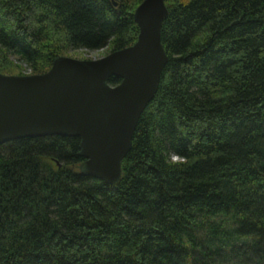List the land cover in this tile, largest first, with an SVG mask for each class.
<instances>
[{
  "label": "trees",
  "instance_id": "obj_1",
  "mask_svg": "<svg viewBox=\"0 0 264 264\" xmlns=\"http://www.w3.org/2000/svg\"><path fill=\"white\" fill-rule=\"evenodd\" d=\"M142 1L0 0V57L43 74L126 48ZM165 1L169 60L117 184L83 174L78 137L0 146V264H264V0Z\"/></svg>",
  "mask_w": 264,
  "mask_h": 264
},
{
  "label": "water",
  "instance_id": "obj_2",
  "mask_svg": "<svg viewBox=\"0 0 264 264\" xmlns=\"http://www.w3.org/2000/svg\"><path fill=\"white\" fill-rule=\"evenodd\" d=\"M165 0L134 12L137 41L96 60L57 57L43 74L0 73V146L26 137H78L83 174L115 185L144 111L159 90L169 55L162 42ZM121 78L113 86L110 79Z\"/></svg>",
  "mask_w": 264,
  "mask_h": 264
},
{
  "label": "rangeland",
  "instance_id": "obj_3",
  "mask_svg": "<svg viewBox=\"0 0 264 264\" xmlns=\"http://www.w3.org/2000/svg\"><path fill=\"white\" fill-rule=\"evenodd\" d=\"M112 52L111 47H106L105 49H101L98 51H87V50H65L60 51L59 56H68L79 60H96L100 59L109 53ZM1 67L0 73L6 75H35V70H31L30 68L26 67L21 62L16 61L15 57L11 56L7 58V56L3 55L0 57ZM19 64L21 67H18ZM48 71V70H47ZM42 74V73H39Z\"/></svg>",
  "mask_w": 264,
  "mask_h": 264
}]
</instances>
